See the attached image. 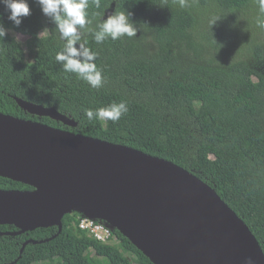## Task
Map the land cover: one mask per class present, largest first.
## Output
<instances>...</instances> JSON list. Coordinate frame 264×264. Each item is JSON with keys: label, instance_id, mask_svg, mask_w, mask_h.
I'll use <instances>...</instances> for the list:
<instances>
[{"label": "trees", "instance_id": "1", "mask_svg": "<svg viewBox=\"0 0 264 264\" xmlns=\"http://www.w3.org/2000/svg\"><path fill=\"white\" fill-rule=\"evenodd\" d=\"M29 4L19 27L0 5L9 30L0 40V112L175 163L215 188L264 251V28L256 24V0H187L183 8L177 0H100L99 8L89 0L85 39L97 53L99 88L63 70L55 56L64 42L35 0ZM124 10L137 36L96 43L101 20ZM17 98L77 124L34 115ZM121 101L128 111L119 121L84 115ZM0 188L33 189L2 176ZM83 217L66 214L61 232L0 224V264H154L119 230L111 229L116 241L97 239L81 227Z\"/></svg>", "mask_w": 264, "mask_h": 264}, {"label": "water", "instance_id": "2", "mask_svg": "<svg viewBox=\"0 0 264 264\" xmlns=\"http://www.w3.org/2000/svg\"><path fill=\"white\" fill-rule=\"evenodd\" d=\"M17 101L77 124L54 107ZM0 176L33 187L0 188V224L19 233L61 232L64 216L79 212L119 230L154 264H244L249 256L264 264L258 239L215 188L139 149L0 112Z\"/></svg>", "mask_w": 264, "mask_h": 264}, {"label": "clouds", "instance_id": "3", "mask_svg": "<svg viewBox=\"0 0 264 264\" xmlns=\"http://www.w3.org/2000/svg\"><path fill=\"white\" fill-rule=\"evenodd\" d=\"M260 15L256 24L264 28V0H256ZM43 15L47 17L58 31L64 42L62 50L58 51L55 60L62 65L65 72L74 73L92 88H99L103 83L102 71L98 69L97 53L86 46L85 34L90 31L92 20L89 18V0H35ZM96 8L100 7V0H92ZM181 8L187 6V0H177ZM0 5L8 13V20L19 27L23 19L31 15L29 0H0ZM132 13L127 10L115 12L97 25L98 30L92 31L96 43H102L107 38L118 40L121 37H136L137 28L131 20ZM218 20H213L216 24ZM8 29L0 22V40L8 35ZM40 35V34H39ZM125 102L112 103L107 107L95 110L88 108L84 115L89 121L96 119L119 121L127 113ZM244 264H256L251 256L246 257Z\"/></svg>", "mask_w": 264, "mask_h": 264}, {"label": "built area", "instance_id": "4", "mask_svg": "<svg viewBox=\"0 0 264 264\" xmlns=\"http://www.w3.org/2000/svg\"><path fill=\"white\" fill-rule=\"evenodd\" d=\"M81 227L88 229L90 233L99 240H102L104 242L116 241L115 236L111 240L112 237L111 228L102 222L96 221L95 219L89 217H83L81 220Z\"/></svg>", "mask_w": 264, "mask_h": 264}, {"label": "rangeland", "instance_id": "5", "mask_svg": "<svg viewBox=\"0 0 264 264\" xmlns=\"http://www.w3.org/2000/svg\"><path fill=\"white\" fill-rule=\"evenodd\" d=\"M12 33L17 39H19L22 42H25L26 39L28 38V36H25V35H23L21 33H14V32H12Z\"/></svg>", "mask_w": 264, "mask_h": 264}]
</instances>
